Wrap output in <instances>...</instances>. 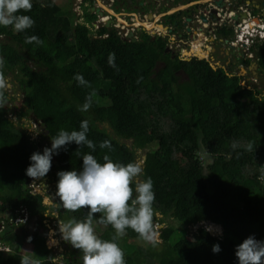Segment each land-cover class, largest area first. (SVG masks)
Instances as JSON below:
<instances>
[{"label": "trees", "instance_id": "1", "mask_svg": "<svg viewBox=\"0 0 264 264\" xmlns=\"http://www.w3.org/2000/svg\"><path fill=\"white\" fill-rule=\"evenodd\" d=\"M43 2L42 7L41 0H32L30 10H19L34 20L30 28L14 31L12 25H0L4 40L0 41V75L9 70L22 74L21 85L28 88L25 105L42 122L49 141L61 129L79 130L80 121H88L86 136L96 147L75 142L61 146L53 153L49 170L54 181L59 170L80 169L83 154L103 162L107 153L113 161L127 163L136 161L142 148L147 158L140 180L151 177L153 182V229L156 222L162 223L161 247L129 240L122 245L118 238L125 264H238L236 245L249 235L264 240V180L257 178L264 164L260 90L242 85V77L214 68L206 59L172 60L164 51L165 42H151L147 33L144 40L131 41L115 27L93 30L94 13L86 10L85 21L77 23L54 0ZM3 35L11 40L7 42ZM30 35L42 43H25ZM257 49L264 57V47ZM109 53L114 54L115 67L108 63ZM161 60L166 66L156 70ZM182 66L190 76L184 83L176 74ZM77 73L88 84H78ZM87 96L92 103L81 112L77 105ZM106 139L111 148H100ZM233 140L251 141L254 148L234 150ZM39 145L0 104V248H5L0 249V264H20L27 243L40 264H54L43 234L48 206L43 195L31 192L25 173L29 156ZM22 206L29 217L16 223ZM87 208L64 209L59 215L64 221L82 220ZM101 215L94 213L92 226L101 239H111L115 230L100 222ZM190 225L199 226L180 237L178 229ZM208 225L217 226L221 233H213ZM125 234L143 240L131 228ZM216 243L220 251L213 252ZM74 249L64 262L82 264V251Z\"/></svg>", "mask_w": 264, "mask_h": 264}, {"label": "clouds", "instance_id": "2", "mask_svg": "<svg viewBox=\"0 0 264 264\" xmlns=\"http://www.w3.org/2000/svg\"><path fill=\"white\" fill-rule=\"evenodd\" d=\"M41 6H45L41 0ZM32 8V0H0V25H12L14 31H23L34 24V20L26 13ZM37 44L42 41L36 35L25 36V43ZM3 60L0 59V65ZM108 63L115 67L114 54L109 53ZM74 79L80 85L88 84L82 74H75ZM0 81V87H3ZM264 99V96L261 97ZM3 101L0 100V104ZM92 103L87 96L82 105H77L79 111H86ZM88 121L81 120L79 130L66 131L61 129L51 137V146H45L43 151H34L29 156L30 163L25 169L27 176L32 178L44 177L50 167L53 153L61 146L70 142L86 145L94 149L96 145L88 139ZM100 148H111L109 140L100 142ZM232 149L242 148L252 151L253 142L240 143L233 140ZM239 155V152L237 153ZM80 169L59 170L56 182V193L59 205L67 210H77L88 206L87 216L82 220L69 218L67 221L58 220V229L63 240L82 251V264H125L123 250L116 242L125 234L126 228L133 229L144 241L155 245L158 242L157 233L153 229V201L155 193L151 177L140 180L142 161L122 163L113 161L109 155H103V162L94 155H82ZM260 180H264V164L259 168ZM47 203V201H45ZM94 213H102L100 222L110 224L115 230L111 239H101L95 232L92 221ZM47 215V214H45ZM158 215V213H156ZM52 216H55L53 214ZM212 251H220L218 243L212 245ZM235 256L238 264H264V240H258L249 235L236 245ZM20 264H40L38 259L21 256Z\"/></svg>", "mask_w": 264, "mask_h": 264}, {"label": "flooded vegetation", "instance_id": "3", "mask_svg": "<svg viewBox=\"0 0 264 264\" xmlns=\"http://www.w3.org/2000/svg\"><path fill=\"white\" fill-rule=\"evenodd\" d=\"M69 1L70 3L73 4V6L75 5L74 3L75 0H69ZM103 1L104 0H102V2ZM122 1L124 2V5H127L129 3V0H122ZM166 1L167 0H146L145 11L142 12L141 9L139 10L138 14L140 18L144 19L146 15H150V16L153 15L154 10L156 9V6L158 4L166 3ZM232 1L237 4V10H239L240 12H245L246 15L241 13V15L239 16L237 20L228 21V22H226L227 20H220L218 21L220 23H217L215 25H213L211 22L209 23L208 21L207 26L204 28V34L208 36V35H211L210 33H212L216 35L217 38H214V40H212L211 42H208L207 44L205 43L206 41L205 42L203 41L204 44L200 45V48L203 51H206L207 53L205 57H200L198 55H195L194 53L189 54L190 52H187V54L185 53V51L191 50L194 47L193 46L194 41L198 40L197 34L193 38V36H191V34L188 32V30H191V29L194 30L196 27L198 29V24L194 23L193 21L196 22V20L201 19V18H197L195 20L194 16H192V19L188 20L187 24L186 22H183V24H181V22L179 21H175L172 24L170 23V20H167V18H169V15L165 14L164 16L156 20L154 26H152L151 28H149L147 25L141 24L142 26H140V29L134 31L136 40H144L143 34L147 33L150 36L149 40L151 42H158L159 40H162L165 42L164 51L168 56H170L172 60L179 59L181 61H189L193 63L195 62L196 59L198 60L206 59L210 63V65L213 66L214 68L222 67L226 69L231 75H238L242 77L241 78L242 85H246L248 88H251V89L260 90L261 96H264V67H263L264 57H260V55H258L257 53L258 46H263L264 44V41H262V37L260 35V33L262 34L264 33V0H232ZM134 4H136L135 0H133L132 5ZM97 5H98L97 1L95 0H82L81 3L76 4L75 6L79 7V9L82 12V15L84 16V13L86 10L90 11L91 13H95V12H92L91 10L92 8H97V7L100 8V6H97ZM176 5L177 4H175L174 6ZM185 11L186 9H177L171 15L176 14V16L180 17V15L183 16V13ZM105 15L106 13L103 16ZM100 17L102 16L98 17L96 15V19L94 20L93 23H91L94 29H98L100 26H103V25L105 26V22L108 21L106 20L102 22L100 20ZM111 19L113 20V23L110 24V27H115L119 31V34L121 35V37L124 39H127L126 38L127 34H123L122 24L120 23V27L118 28V26L115 25L116 19H113V18ZM164 19H166V22ZM243 20H245V22L243 23L244 24L246 23L247 26L244 27L242 25L243 28L242 26H240L239 28L238 23L242 22ZM84 21H85V17H84L83 22ZM152 21L153 19H149L148 22L151 23ZM158 24L162 25L165 28V30H162L159 27H155ZM191 24H197V25L195 28H193L191 27ZM200 27L203 28L202 25H200ZM255 28L257 29L256 32L253 31V29ZM241 30L244 31L243 39H241L240 37ZM252 33H255L256 36L253 35ZM223 34H225L224 35L225 38L226 37L228 38V41L225 42V44L227 45L225 49L224 48L221 49V46L224 42L219 41V38H218L219 36ZM4 39H6V41L9 42L11 40V37H7V38L5 37ZM216 41H218V43H216ZM221 59H224V64H220ZM166 63L167 62L165 60L159 61L157 63L156 70H159L162 67H165ZM241 69H244V74H241L240 72ZM9 71L13 72L12 70H9ZM176 74L180 77V80H182V83L190 80V76L188 74L186 66L184 67L182 66L181 68H179L176 71ZM154 75H156L155 72L153 73V76ZM22 88H23V91L26 90L24 85H22ZM26 95L27 94L23 95V98H24L23 101H25ZM23 103H24L25 109L26 110L29 109L28 106L25 105V102ZM4 108L7 111V108L6 107ZM13 115L15 116L16 114H13ZM30 115H31V118L29 119H34L42 123L41 121L35 118L33 112H30ZM8 117L14 122L15 125H17V122H15L13 118H11L10 116ZM22 119L20 122V126H22V123H25L22 121ZM47 182L50 184L56 183L53 179V176H52V180L48 179ZM52 189L55 190V188H52ZM69 245L72 246L69 242L64 241V243L62 244V251H66L67 248H68L67 250L68 252L76 251L74 250L73 247L71 248ZM52 252L55 255L57 254V252L59 253L60 250L55 252V250L52 249ZM62 254L64 253L62 252Z\"/></svg>", "mask_w": 264, "mask_h": 264}, {"label": "rangeland", "instance_id": "4", "mask_svg": "<svg viewBox=\"0 0 264 264\" xmlns=\"http://www.w3.org/2000/svg\"><path fill=\"white\" fill-rule=\"evenodd\" d=\"M56 1H57L56 3L60 4V2H61L62 4H64L62 6V12L63 13L69 15V17H71L77 23H83V21L77 20L78 16L73 11L74 6L72 3H70L69 0H56ZM176 3H177L176 1H171V5L176 4ZM158 9H165V7L159 6L155 10H158ZM165 22H166V20H165ZM88 25H91V24H88ZM93 30H96V29L93 28ZM2 40H3V38L0 35V41H2ZM3 42H4V40H3ZM226 47H227V45L224 42L221 46V49L222 48L225 49ZM188 51H191V50H187V51H185V53L187 54ZM189 54H193V52L189 53ZM220 64H224V59H221ZM240 72H241V74H244V71L241 70ZM22 78H23V76L21 73H19V71H13V72L7 71L6 74L0 75V81H2L3 85H4L3 87H0V98H2L1 100L3 101L2 106L7 108L8 116L13 118V120L15 122H17V125H20L21 119L23 118L22 121L25 123H22L21 128L29 133L32 140L40 142V145L38 147V151L42 152L45 146H48V147L51 146V141H49V139L47 137H45L46 136V134H45L46 130H45L44 126L40 122H38L34 119H29V118H31L30 111L28 109L27 110L25 109V106L23 103L24 102L23 101L24 100L23 95L28 93V88H27L26 84H23L26 88V90L23 91V88H22V85L20 82L22 80ZM13 114H16L17 116L16 115L14 116ZM20 117H22V118H20ZM111 130L112 129L109 128V132H111ZM127 143L129 145L132 144L129 141H127ZM137 154H138V157H137L136 161H139L141 152H137ZM44 177H42V178L30 177L28 179L27 183H28L29 188H31L32 192H36V193L41 192V195H43L44 202L47 201V203L45 202V204L48 206V209L46 211L47 216H48V218L46 219V227L47 228L43 232V234L45 235L46 244L48 245L49 248L54 249L55 252L60 250L59 253L57 252V254H55L53 256L52 262L54 264H61L62 262H64V258H65L64 256H66L67 253L72 252V251L68 252L67 251L68 248L67 249L65 248L66 251H62V249H61L62 244L64 243L65 240L62 239L61 234L59 232L58 220H64V218H62L59 215V212L63 211L64 208L63 207L60 208V205H59L60 201H59V197L55 195L56 192H53V190L50 187L46 188L45 184L47 183L48 179L52 180V174L48 171V173ZM138 179H140V175H139ZM50 186H53L56 190L55 184L52 183V184H50ZM22 207L17 213L18 217L14 219L16 221V223L25 222L28 219L27 216L29 217L28 211H27V213L22 212ZM53 214H55V216H52ZM157 216L161 217V213L158 212ZM161 226H162V223H157V222L155 223L154 231L157 233L158 242L152 246V248L154 247V249H159V247H161V245H160L161 239L159 238V231H158V229L161 228ZM198 226L199 225H190L188 227H180L178 229V231H179L178 235L181 237L182 235L192 234ZM93 228H94V230L97 229L96 227H93ZM208 229H210L213 233H219V234L221 233V230L217 226L208 225ZM119 239H120V242L122 243V245H124L127 240H129L130 243H134V244L144 242V240L128 239L126 234H124L122 237H119ZM70 247L72 248L73 246H70ZM0 249H5V248L2 247ZM21 252H22V254H24L26 256L32 257L33 252H34L33 246L30 243H27V244L23 245ZM62 252L64 254H62ZM80 256L82 257V255H80Z\"/></svg>", "mask_w": 264, "mask_h": 264}, {"label": "crops", "instance_id": "5", "mask_svg": "<svg viewBox=\"0 0 264 264\" xmlns=\"http://www.w3.org/2000/svg\"><path fill=\"white\" fill-rule=\"evenodd\" d=\"M54 1L57 2L56 0H54ZM95 1H97V4H98L97 6H100L101 10L106 11L105 12L106 15H107L106 17L108 18L106 20H108V21H106L105 24L109 22V19L116 17L117 22L121 23L122 26H125L127 28L131 27L135 31V30L140 29V26H142V25H147L149 28H151L152 26H154L156 20H158L160 17L164 16L165 14L169 15V18H167V20H170V23H172V24L175 21H179V22H181V24H183V22H186V24H187L189 14H191V19H192V16L195 17V20L197 18H200L198 11H200V9L205 5L204 2L208 1V0H185V1L177 0L176 1L177 2L176 6H174L175 4L171 5V1H174V0H167L166 3L158 4L156 6V8H158L159 6L160 7H165V5L168 4V6L165 7V9L155 10L153 15H151V16L150 15H146L144 19L140 18L139 14H138L139 10L126 9V8L124 9L123 8V9L118 10V11L115 12L113 10V6L105 4V1H103V2H102V0H95ZM111 1H113V0H111ZM209 1H211V0H209ZM212 1L214 2V1H218V0H212ZM74 3L76 5V4H79L80 2H76V0H75ZM57 4L59 6H61V7L64 5L61 2H60V4L59 3H57ZM75 5H74V8H73V11L78 16L77 20L78 21H80V20L83 21L84 20V16L82 15V12L79 9V7L75 6ZM134 6H139L138 2H136V4H134V5H131L132 8ZM172 6H174V7H172ZM170 7H172V8H170ZM166 8H167V10H166ZM177 9H186V11L183 13V16H181V15H180V17L172 16L171 14L174 13V11H176ZM136 11H138V12H136ZM113 12H115V13H114V16L112 17L111 13H113ZM94 15L96 16L95 13H94ZM109 16H111V17H109ZM149 19H153V21L151 23H149L148 22ZM177 19H179V20H177ZM164 20H166V19H164ZM220 20H222V19H220ZM224 20H226V19H224ZM193 22L197 23V24L200 23L198 20H196V22L195 21H193ZM210 22H211V20L209 21V23ZM213 22H215V21H212L211 23L213 24ZM201 23H202V27L203 28H201L200 25H199L198 28H201V29H199V31H198V29L196 27L197 24H191V27H193V28L196 27V28L194 30L193 29L188 30V32L191 34V36H193V38L195 37L196 34H197V37H198V40L194 41V43H193L194 47L191 49V52H193L194 54H197L198 56H206V54H207L206 51H203L200 48V45L204 44L203 41L204 42L206 41L205 42L206 44L208 42H211L212 40H214V38H217V36L212 34V33H210L211 35H208V36L206 34H204V28L207 26L208 21L203 22L202 19H201ZM158 25H160V24H158ZM158 25H156V27H158ZM213 25H215V24H213ZM164 30H165V28H164ZM224 35L225 34H223V35L218 37L219 41H222V42L228 41V38L227 37L225 38ZM216 43H218V41H216ZM241 70L244 71V69H241ZM53 184L56 185V183H53ZM45 185H46V188H48V187H50L51 189L54 188L53 186H50V184L48 182ZM53 192H56V190H53ZM61 249H62V247H61ZM69 253H67V254H69ZM67 254H66V256H67ZM66 256H64V257H66Z\"/></svg>", "mask_w": 264, "mask_h": 264}, {"label": "water", "instance_id": "6", "mask_svg": "<svg viewBox=\"0 0 264 264\" xmlns=\"http://www.w3.org/2000/svg\"><path fill=\"white\" fill-rule=\"evenodd\" d=\"M105 4L113 6V10L116 12L118 10L121 9H134V10H140L143 12L145 11V5H146V0H135L136 2H138L139 6H134L133 8L131 7L133 0H129L130 2L127 5H124V2L122 0H104ZM175 1V0H174ZM185 1V0H183ZM168 3V2H167ZM204 6L200 9L199 12V17L203 20V21H217L219 19H221V17H226L227 21H231V20H237L239 18V16L241 15V13L245 14V12H240L239 10H237V4L231 0H218V1H205L204 2ZM168 4L165 5V7H167ZM92 12H95V14L99 17V16H103L105 14L106 11L101 10V8L97 7V8H92L91 10ZM197 11V10H196ZM111 13V16H114V13ZM218 13H220L221 16H218ZM232 13V14H230ZM234 13V14H233ZM230 15V17H229ZM114 19V18H113ZM191 19V14H189L188 20ZM113 23V20L110 19L108 23L105 24L106 27H110V24ZM123 33L127 32V39L131 40V41H136V37H135V32L134 30L130 29L127 30L125 27L123 28ZM28 64L33 67V63L32 62H28ZM103 125L107 128V130L109 131V124L107 122H104ZM102 127V126H101ZM111 129V128H110ZM129 142H132V139L128 140ZM128 144V143H127ZM129 145V144H128ZM137 152H141L140 155V159L139 161H142V167H144V162L147 158V154L146 151H143L142 148H138ZM137 160V158H136ZM30 177L28 176V179ZM32 192V191H31ZM33 194H41V192H32ZM44 201V200H43ZM45 203V202H44ZM61 264H67L66 262H62Z\"/></svg>", "mask_w": 264, "mask_h": 264}, {"label": "built area", "instance_id": "7", "mask_svg": "<svg viewBox=\"0 0 264 264\" xmlns=\"http://www.w3.org/2000/svg\"><path fill=\"white\" fill-rule=\"evenodd\" d=\"M81 1L82 0H76V2H80L81 3ZM230 14H232V13H230ZM234 14V13H233ZM107 15H105V16H102V17H100V20L102 21V22H104V21H106V19H108L107 17H106ZM218 16H221L220 15V13H218ZM109 17H111V16H109ZM229 17H230V15H229ZM114 19H116V17L114 18ZM221 19L222 20H224V19H226V17H221ZM220 20V19H219ZM219 20H217V21H215V22H213V24H217V23H220V22H218ZM227 20V19H226ZM198 21L200 22L199 24H198V26L199 25H202V23H201V19H198ZM231 21H234V20H231ZM243 22H245V20H243L242 22H239L238 23V27L240 28V26H247V24L245 23H243ZM208 24V23H207ZM116 26H118V28L120 27V23H118L117 22V20H116V24H115ZM95 26H96V24H95ZM243 26H242V28H243ZM123 28L125 27V26H122ZM127 30H130V29H132V28H127V27H125ZM122 29V28H121ZM199 29H201V28H198V31H199ZM252 31V30H251ZM253 31H257V29L255 28V29H253ZM128 32V31H127ZM127 32H125V33H123V34H127ZM253 35H255V33H252ZM243 35H244V31L243 30H241V34H240V37H241V39H243L244 37H243ZM260 35H261V37H262V41H264V33L262 34V33H260ZM256 36V35H255ZM263 46H264V44H263ZM22 212L23 213H27V209L25 208V207H22ZM27 218H28V216H27ZM26 218V219H27ZM19 219V218H18Z\"/></svg>", "mask_w": 264, "mask_h": 264}, {"label": "bare ground", "instance_id": "8", "mask_svg": "<svg viewBox=\"0 0 264 264\" xmlns=\"http://www.w3.org/2000/svg\"><path fill=\"white\" fill-rule=\"evenodd\" d=\"M156 27V26H155ZM158 27L160 28V29H162V30H164L163 28V26L162 25H158ZM197 55V54H196ZM200 57H205V56H200Z\"/></svg>", "mask_w": 264, "mask_h": 264}]
</instances>
